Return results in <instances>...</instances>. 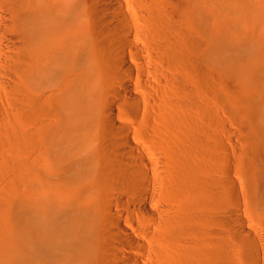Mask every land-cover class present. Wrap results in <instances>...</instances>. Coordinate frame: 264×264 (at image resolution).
<instances>
[{
	"label": "bare ground",
	"instance_id": "obj_1",
	"mask_svg": "<svg viewBox=\"0 0 264 264\" xmlns=\"http://www.w3.org/2000/svg\"><path fill=\"white\" fill-rule=\"evenodd\" d=\"M213 80L240 180L212 162ZM36 132L0 264H264V0H0V144Z\"/></svg>",
	"mask_w": 264,
	"mask_h": 264
},
{
	"label": "rangeland",
	"instance_id": "obj_2",
	"mask_svg": "<svg viewBox=\"0 0 264 264\" xmlns=\"http://www.w3.org/2000/svg\"><path fill=\"white\" fill-rule=\"evenodd\" d=\"M213 75L212 71V77ZM216 77L217 76L214 75L213 78L216 79ZM219 80L212 81V152L210 153H212V159H214L212 162H215V164L220 162L221 164H219L221 167L223 166V168L230 167L229 165L233 164L238 168L239 163H241L243 159H240L237 155H235V157L233 156L234 153L230 149L228 143V136L226 133V129L228 128L226 88L224 87L225 82L220 83ZM48 104H50V102ZM48 104L46 106L48 108H46L45 111H38L37 114L32 117V120H28L27 123L20 125L22 126L20 130L24 131L28 128L29 130L27 129L24 132H32L33 130H38L41 127V123L45 121L47 122L45 123V127L50 124V106ZM48 150L50 152V140L40 132H36L33 136L31 135L29 139L16 148L8 149V147H4L0 144V195H2L0 200L2 201V205L4 203L6 205H13L15 199L23 196L25 192L29 190L30 186L36 182L34 179L32 180L33 174L37 171L40 175L41 171L37 170V167L40 165L42 166L40 162H44L43 160L46 157L44 159L42 157L47 155ZM215 159L219 162L215 161ZM215 164H212V167L213 165L215 166ZM220 165H218V167ZM232 166L230 167V175H232V178L236 180L242 179L243 174H241L240 169H236ZM216 167L215 169L212 168L213 171L217 169ZM48 177L50 180V173ZM218 177L225 180L222 174H219Z\"/></svg>",
	"mask_w": 264,
	"mask_h": 264
}]
</instances>
